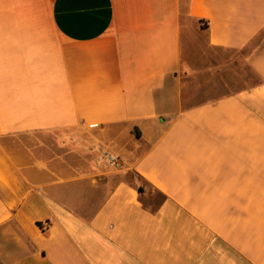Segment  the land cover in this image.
Returning a JSON list of instances; mask_svg holds the SVG:
<instances>
[{
    "label": "crops",
    "instance_id": "obj_1",
    "mask_svg": "<svg viewBox=\"0 0 264 264\" xmlns=\"http://www.w3.org/2000/svg\"><path fill=\"white\" fill-rule=\"evenodd\" d=\"M0 264H264V0H0Z\"/></svg>",
    "mask_w": 264,
    "mask_h": 264
},
{
    "label": "rangeland",
    "instance_id": "obj_2",
    "mask_svg": "<svg viewBox=\"0 0 264 264\" xmlns=\"http://www.w3.org/2000/svg\"><path fill=\"white\" fill-rule=\"evenodd\" d=\"M242 58L241 53H224L223 55L217 51L209 53V62L213 63L214 66L208 75L207 88L210 90L214 89L215 97L233 93L238 89L259 82L258 77L247 68ZM198 80L199 76H196L195 73L192 74L190 77L191 85L198 84ZM155 196L152 203H155L158 200L157 198H159L157 195Z\"/></svg>",
    "mask_w": 264,
    "mask_h": 264
},
{
    "label": "built area",
    "instance_id": "obj_3",
    "mask_svg": "<svg viewBox=\"0 0 264 264\" xmlns=\"http://www.w3.org/2000/svg\"><path fill=\"white\" fill-rule=\"evenodd\" d=\"M102 154L106 158V161L111 164L115 169L119 170L123 168V161L121 157L105 148L102 149Z\"/></svg>",
    "mask_w": 264,
    "mask_h": 264
},
{
    "label": "trees",
    "instance_id": "obj_4",
    "mask_svg": "<svg viewBox=\"0 0 264 264\" xmlns=\"http://www.w3.org/2000/svg\"><path fill=\"white\" fill-rule=\"evenodd\" d=\"M138 190H139V192H141V191H142V190H141V187H138ZM46 223L49 224V220H47ZM37 225H38V227H39L40 229H42V230L45 228V227H44V224H43L42 222H37Z\"/></svg>",
    "mask_w": 264,
    "mask_h": 264
}]
</instances>
